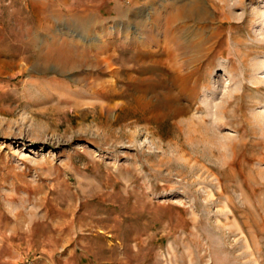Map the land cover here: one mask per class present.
<instances>
[{"label":"rangeland","instance_id":"rangeland-1","mask_svg":"<svg viewBox=\"0 0 264 264\" xmlns=\"http://www.w3.org/2000/svg\"><path fill=\"white\" fill-rule=\"evenodd\" d=\"M190 1L0 0V264H264V0Z\"/></svg>","mask_w":264,"mask_h":264},{"label":"bare ground","instance_id":"bare-ground-1","mask_svg":"<svg viewBox=\"0 0 264 264\" xmlns=\"http://www.w3.org/2000/svg\"><path fill=\"white\" fill-rule=\"evenodd\" d=\"M192 15H196L199 17H204L208 15V9L205 7V5L202 3L201 0H191L189 4H187L184 7L179 8L175 12H172L169 14L167 21L174 22L177 21L183 17H190ZM171 41L170 39H166V42ZM50 60L56 61L61 65L62 58L59 55H54L52 52L48 51L45 55L41 56V61L36 66L37 69L40 71H45L49 64Z\"/></svg>","mask_w":264,"mask_h":264}]
</instances>
